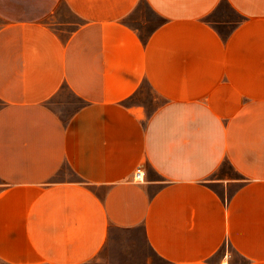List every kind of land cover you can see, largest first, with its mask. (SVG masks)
I'll list each match as a JSON object with an SVG mask.
<instances>
[{
  "label": "crops",
  "instance_id": "0c3cea01",
  "mask_svg": "<svg viewBox=\"0 0 264 264\" xmlns=\"http://www.w3.org/2000/svg\"><path fill=\"white\" fill-rule=\"evenodd\" d=\"M116 248L264 264V0H0V264Z\"/></svg>",
  "mask_w": 264,
  "mask_h": 264
},
{
  "label": "rangeland",
  "instance_id": "374dc122",
  "mask_svg": "<svg viewBox=\"0 0 264 264\" xmlns=\"http://www.w3.org/2000/svg\"><path fill=\"white\" fill-rule=\"evenodd\" d=\"M141 6L143 8H145L144 3H141ZM210 18L212 20H214V18H216L214 15H211ZM130 21L132 22L133 25H135L136 27H140L141 22L139 21V19L134 18V17H130ZM154 97L153 93L150 91V88L144 87V89L137 95H135L131 101L133 102H138V100L142 101V100H152ZM60 97L57 96V100H59ZM65 171L69 172L68 168L65 167ZM132 239L135 240H143V233L142 230L137 231V234L132 236ZM135 248H131L128 249V253H131L132 255L135 253ZM121 249L116 248L115 251L113 252H109V255H105V254H101V256L99 257V262H103L104 260L107 261V264H164V261L161 259H153L152 261H150L149 263L146 262V259L144 258H140L142 255L141 254V250L139 252V258L137 257H132L131 259H126L125 256L121 257ZM125 251V250H124ZM127 251V250H126ZM125 253V252H123Z\"/></svg>",
  "mask_w": 264,
  "mask_h": 264
},
{
  "label": "built area",
  "instance_id": "2783aa9c",
  "mask_svg": "<svg viewBox=\"0 0 264 264\" xmlns=\"http://www.w3.org/2000/svg\"><path fill=\"white\" fill-rule=\"evenodd\" d=\"M144 175H145V169H144V167L143 166H138L136 168L135 173H134V178L136 180H143ZM223 264H227V263H223Z\"/></svg>",
  "mask_w": 264,
  "mask_h": 264
}]
</instances>
